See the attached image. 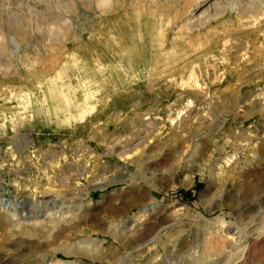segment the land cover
<instances>
[{"label":"rangeland","instance_id":"rangeland-1","mask_svg":"<svg viewBox=\"0 0 264 264\" xmlns=\"http://www.w3.org/2000/svg\"><path fill=\"white\" fill-rule=\"evenodd\" d=\"M0 264H264V0H0Z\"/></svg>","mask_w":264,"mask_h":264},{"label":"bare ground","instance_id":"bare-ground-1","mask_svg":"<svg viewBox=\"0 0 264 264\" xmlns=\"http://www.w3.org/2000/svg\"><path fill=\"white\" fill-rule=\"evenodd\" d=\"M55 91V90H54Z\"/></svg>","mask_w":264,"mask_h":264}]
</instances>
